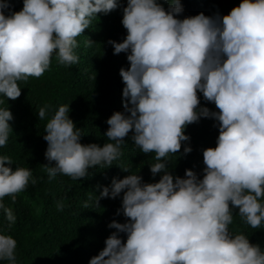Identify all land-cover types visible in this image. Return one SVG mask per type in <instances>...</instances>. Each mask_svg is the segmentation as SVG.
Here are the masks:
<instances>
[{"label":"clouds","instance_id":"9594fccd","mask_svg":"<svg viewBox=\"0 0 264 264\" xmlns=\"http://www.w3.org/2000/svg\"><path fill=\"white\" fill-rule=\"evenodd\" d=\"M22 4L14 12L13 0H0V104L17 100L18 82L44 75L53 55L61 66L77 64L76 38L120 0ZM182 13L181 0H126L121 24L127 35L120 43L107 41L113 55L126 54L129 65L119 70L123 112L106 121L104 136L112 142L81 144L82 129L69 118V104L59 106L44 129L48 163L42 167L50 180L62 175L79 181L96 166L111 167L129 133L143 154H155L152 177L162 173L155 183L129 174L102 188L95 206L123 194L116 215L126 222L108 224L115 231L89 264H264L258 244L229 230L233 209L253 229L264 224V0H241L224 16L178 19ZM198 94L218 111L201 107ZM51 107H40L38 119ZM202 118L218 122L219 133L216 146L202 152V178L189 169L174 177L168 158L180 153L190 140L185 129ZM12 120L8 107L0 108V148L7 145ZM191 151L185 146L182 155ZM11 165L10 156L0 155V210L9 229L16 216L4 198L15 202L29 182L37 183L31 169L13 171ZM63 208L59 202L57 210ZM16 248L14 238L0 234V261L16 264Z\"/></svg>","mask_w":264,"mask_h":264},{"label":"trees","instance_id":"16d2710c","mask_svg":"<svg viewBox=\"0 0 264 264\" xmlns=\"http://www.w3.org/2000/svg\"><path fill=\"white\" fill-rule=\"evenodd\" d=\"M241 0H181L183 13L178 19L203 13L213 16L227 15ZM22 0H13L11 11L22 9ZM126 0H120L118 8L109 14H97L84 33L78 36V47L74 54L79 58L70 67L58 64L53 55L49 69L40 78L30 77L27 82H18L21 96L6 100L0 108H7L13 115L10 121L12 133L7 145L0 148V155L10 156L11 165L31 169L36 185L29 182L28 188L17 194L15 202L5 197L3 204L10 207L16 222L9 229L8 221L0 210V234L9 235L17 241L16 264H89V260L104 248L105 239L115 231L108 224L115 220L125 223L123 215H116L121 207L122 195L116 199H101L95 206L94 199L103 187H109L113 178L123 179L129 174L142 176L143 183H155L161 174L152 177L149 166L157 161L155 154H143L131 142L132 133L125 138L122 155L113 161L111 167L96 166L82 180L73 181L70 177L58 175L51 180L42 167L48 162L44 153L47 148L43 140L44 129L54 111L61 105L69 104V118L78 129H82L83 145L95 143L103 146L110 143L104 133L107 119L114 112H123L122 89L124 87L119 70L128 68L125 53L113 55V48L107 43L112 40L123 42L126 30L121 24L122 8ZM167 9L168 5H164ZM8 14L7 12L5 13ZM88 40L92 44L88 43ZM200 96V106L210 111H218L214 104ZM0 99H5L0 97ZM51 105L44 119H38V111L44 105ZM218 122L200 119L189 125L185 135L190 140L182 143L180 153L168 158V171L174 176L184 177L186 169L194 171L202 178L204 168L202 152L216 146ZM185 146L191 147L188 155H182ZM8 166V165H6ZM109 167V168H108ZM128 169V172H124ZM99 186V187H98ZM62 202L63 211L57 210ZM85 203L88 207H85ZM233 209L234 220L230 232L244 234L250 243L258 244L264 251V224L258 229L245 225ZM120 238L126 240L125 234ZM0 264H8L0 261Z\"/></svg>","mask_w":264,"mask_h":264}]
</instances>
